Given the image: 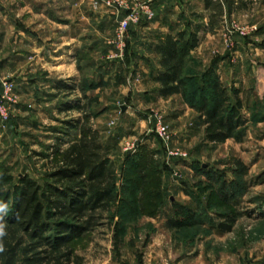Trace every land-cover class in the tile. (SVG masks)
<instances>
[{"label": "rangeland", "instance_id": "1", "mask_svg": "<svg viewBox=\"0 0 264 264\" xmlns=\"http://www.w3.org/2000/svg\"><path fill=\"white\" fill-rule=\"evenodd\" d=\"M115 1L0 0V43L6 38L0 55V97L5 79L14 81L17 88L16 103L9 106L8 125L0 127V172L44 182L53 170L54 149L49 148H54L57 138L65 142L63 149L76 140L78 128L66 135L61 127L66 121L78 123L82 115L75 108L83 95L80 79H65L68 88L59 92L60 98L46 96L49 104H43L35 91L27 93L24 84L29 85L33 75L58 78L49 72L55 66L54 59L50 55L42 57V50H37L33 61L38 64L32 67L23 53L8 57L13 52L9 45L15 47L18 40L21 45L22 39L29 37L35 45L45 43L54 54L57 24L87 22L91 13L96 17L91 31L97 36L103 31L101 46L109 49L110 61L119 59L123 63L134 56L136 33L151 38L153 21L130 26L121 54L116 28L126 11L110 6ZM119 1L134 8L151 3L157 15L158 0ZM174 1L179 7L165 6L159 12H165V16L167 10L176 11L173 21L179 16L185 20L184 31L197 38L192 50L198 45L200 33L207 40L203 45L205 56L191 53L186 71L191 92L205 87L206 79L196 77L206 72L207 78L211 77L210 71L220 60H227L217 74L231 93L239 90L245 137L242 141L231 138L222 143L209 142L195 109L192 115H167L163 104L137 102L132 103L129 115L99 116L117 100L122 103L124 97L114 95L116 90L111 87L91 92L92 104L87 110L93 115L91 123L104 134L101 141L109 151L118 181L111 210L76 241L81 264H264V0H233L231 12L228 0H222L227 12L213 30L208 28L206 0ZM10 58L17 60L15 67L9 64ZM61 101L72 108L61 111ZM175 104L178 111L184 106ZM158 118L170 135L169 149L156 133ZM57 128L61 132H56ZM148 160L152 161V173L150 185L144 187L137 171ZM134 180L141 181L140 187ZM145 191L148 195L143 211L138 197ZM188 216L196 223L183 228L170 225ZM229 217L236 219L232 230L222 232L219 224H230Z\"/></svg>", "mask_w": 264, "mask_h": 264}, {"label": "trees", "instance_id": "2", "mask_svg": "<svg viewBox=\"0 0 264 264\" xmlns=\"http://www.w3.org/2000/svg\"><path fill=\"white\" fill-rule=\"evenodd\" d=\"M227 4L229 12L233 11V0H228ZM206 8L208 28L213 30L226 14V4L222 0H206ZM196 39L195 34L190 37L188 31H183L168 34L156 45L154 50L161 55L162 66L154 76L160 84L159 93L163 97L178 94L198 112L200 122L205 125V140L222 143L234 138L242 141L245 137L243 102L239 90L231 93L221 81L217 65L210 71L211 77L207 78V72L196 77L206 79L205 87L199 86L193 92L189 88L186 71ZM96 86V83L88 85L86 80H81L79 89L83 95L75 108L82 115L77 124L66 121L61 127L66 135L78 128V135L65 149L62 138H57L54 148H49L54 149L53 170L47 173L44 182L28 175L17 178L0 172V225L5 233L0 237V264H81L76 241L111 210L118 178L110 165L109 151L101 141V132L91 123L93 115L87 110L92 104L87 93ZM151 164L148 160L137 171L144 187L150 185ZM138 180L133 182L140 187ZM147 193L138 197L143 211ZM192 219L188 216L185 220H173L170 225L183 228L195 224ZM228 219L230 224H219L222 232L232 230L236 219Z\"/></svg>", "mask_w": 264, "mask_h": 264}, {"label": "crops", "instance_id": "3", "mask_svg": "<svg viewBox=\"0 0 264 264\" xmlns=\"http://www.w3.org/2000/svg\"><path fill=\"white\" fill-rule=\"evenodd\" d=\"M174 2V0H158L156 11L157 16L149 27L150 30L153 31L151 33V38L147 37L143 32L136 33V37L134 38V56L128 60H124L123 63L119 59H112L113 61H110L109 58L111 55L109 49L105 46H101V40H103L101 34H104L102 33L103 31L101 30V33H98V36L97 33L91 31L96 24V17L91 13L88 14L87 22L78 20L70 24L64 22L62 24H57V39L55 40L56 43H53V45H56L53 49L54 54H52L51 50L46 49L47 47H45V43L35 45L29 37H24L21 45L19 40L16 41L17 45L15 47L12 46V44L9 45V48H11L13 52L10 53L8 57H11L12 54L21 55L23 53L24 56H27L24 60L28 58V63L31 64L32 67H34L35 64H38L33 61L35 57L34 52L37 50H42V57L50 55V57L54 59L55 66H53L52 69H49V72L56 73L58 78L52 79L46 76L37 77L33 75V77H30L29 79L30 84H24L27 93L34 94L35 91L38 100L43 104H49V99L46 96H51V99L54 97L57 99L60 98L61 94L59 92H62V90L65 89L64 83L67 81L65 79H70V81L73 82L75 81L74 79H80L79 82H81V80H86L88 85H93L94 83L97 84V88L88 91V96H90L91 92L97 90L101 91L102 89L105 90L106 87H111L118 92H115L114 95L124 97L122 103H120L121 99L117 100L118 103H115L114 107L107 106L97 114L99 116L122 115L123 117L129 115L132 103L134 104L137 102H144L146 104H163V108H165L167 115H192L194 114V110L183 102L180 95L176 94L167 97L161 96L159 93L160 84L154 80L156 71L162 69L161 55L158 54L154 48L160 43V41L164 40L168 34L176 35L175 32H183L187 28L185 27V20L180 16L177 20L173 21L174 13H176V11L171 13L172 10H167V15L165 16H163L165 12H159V9L166 8L165 6H168V8L171 6L179 7L177 4L178 2ZM207 32V27L204 26V34L209 38ZM2 39L3 40L0 43V55L4 52L3 50H5L6 47V38ZM206 41V39L201 37L200 33L198 45L195 50H191V53H196L201 57L205 56L207 51H205L206 49H204L205 47L203 45ZM21 46H23V49H21ZM220 61L221 62H219L216 67L218 74H220L222 71L221 69H223L227 63V60L225 59ZM9 62V64H12L14 67L17 64V60L12 61L11 58L9 59ZM0 66L2 67V64ZM43 68L46 70L45 65H43ZM123 70L125 72H123V75L125 74L124 77L121 76ZM126 71H130V74L127 75ZM46 73L47 71L44 74ZM52 82L54 83L48 84ZM44 88H49L52 91L47 92ZM64 102L65 101H61L58 105V108L62 105L60 109L61 111H65L66 103ZM178 102L184 104L183 108L179 111L176 104L174 106V103ZM112 123L115 124L114 122Z\"/></svg>", "mask_w": 264, "mask_h": 264}, {"label": "built area", "instance_id": "4", "mask_svg": "<svg viewBox=\"0 0 264 264\" xmlns=\"http://www.w3.org/2000/svg\"><path fill=\"white\" fill-rule=\"evenodd\" d=\"M155 1V0H153ZM110 6L117 7L120 10H124L125 16L118 21V25L116 28V36L118 41L122 45L120 48L121 54L125 49V41L127 36V31L132 24H140L144 20L152 22L156 14L153 10L152 4H138L136 8L131 7L125 1H115L114 3H109ZM116 5V6H114ZM16 83L10 79H5L3 81V91L0 97V127L5 128L8 125L10 120L9 115V106L16 103ZM162 118H158V124L156 133L158 136L166 143V148L169 149V145L167 144L170 139V135L166 129H164L162 122ZM185 155H182V158H185Z\"/></svg>", "mask_w": 264, "mask_h": 264}, {"label": "clouds", "instance_id": "5", "mask_svg": "<svg viewBox=\"0 0 264 264\" xmlns=\"http://www.w3.org/2000/svg\"><path fill=\"white\" fill-rule=\"evenodd\" d=\"M0 207H2V205H0ZM4 228H3V225H0V237H3L4 236Z\"/></svg>", "mask_w": 264, "mask_h": 264}, {"label": "water", "instance_id": "6", "mask_svg": "<svg viewBox=\"0 0 264 264\" xmlns=\"http://www.w3.org/2000/svg\"><path fill=\"white\" fill-rule=\"evenodd\" d=\"M124 110H125V107H124Z\"/></svg>", "mask_w": 264, "mask_h": 264}]
</instances>
